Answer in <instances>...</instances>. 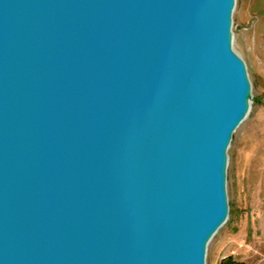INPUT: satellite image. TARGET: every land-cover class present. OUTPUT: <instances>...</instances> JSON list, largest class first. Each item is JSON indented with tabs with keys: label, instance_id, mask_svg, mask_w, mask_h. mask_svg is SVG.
<instances>
[{
	"label": "water",
	"instance_id": "1",
	"mask_svg": "<svg viewBox=\"0 0 264 264\" xmlns=\"http://www.w3.org/2000/svg\"><path fill=\"white\" fill-rule=\"evenodd\" d=\"M235 0H0V264H205L249 111Z\"/></svg>",
	"mask_w": 264,
	"mask_h": 264
},
{
	"label": "rangeland",
	"instance_id": "2",
	"mask_svg": "<svg viewBox=\"0 0 264 264\" xmlns=\"http://www.w3.org/2000/svg\"><path fill=\"white\" fill-rule=\"evenodd\" d=\"M232 48L250 84L249 111L226 150L228 216L206 246L205 264H264V0H235Z\"/></svg>",
	"mask_w": 264,
	"mask_h": 264
},
{
	"label": "trees",
	"instance_id": "3",
	"mask_svg": "<svg viewBox=\"0 0 264 264\" xmlns=\"http://www.w3.org/2000/svg\"><path fill=\"white\" fill-rule=\"evenodd\" d=\"M220 264H243V263L232 261V259L229 257L223 259Z\"/></svg>",
	"mask_w": 264,
	"mask_h": 264
}]
</instances>
